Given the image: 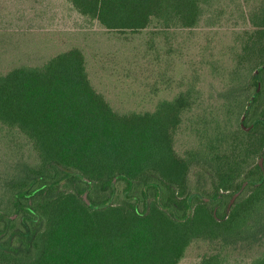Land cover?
<instances>
[{
  "label": "trees",
  "instance_id": "16d2710c",
  "mask_svg": "<svg viewBox=\"0 0 264 264\" xmlns=\"http://www.w3.org/2000/svg\"><path fill=\"white\" fill-rule=\"evenodd\" d=\"M70 1L107 30L156 25V34L173 37L174 28L199 25L209 0ZM261 11L258 41L246 45L262 58L257 84ZM193 103L188 91L153 111L117 112L93 85L80 47L0 74L1 139L3 127L16 129L36 152L35 164L19 163L0 178V264H178L199 238L221 243L201 264H228L223 251L238 244L261 246L249 264H264V169L251 165L255 154L264 158V113L244 121L250 130L216 124L205 149L183 156L174 133ZM197 162L212 172L207 193L190 185Z\"/></svg>",
  "mask_w": 264,
  "mask_h": 264
},
{
  "label": "rangeland",
  "instance_id": "374dc122",
  "mask_svg": "<svg viewBox=\"0 0 264 264\" xmlns=\"http://www.w3.org/2000/svg\"><path fill=\"white\" fill-rule=\"evenodd\" d=\"M263 4L264 0H209L198 26L174 28L169 37L156 34V25L139 33L107 30L78 12L70 0H0V74L80 47L93 85L117 112L153 111L160 100L190 91L193 107L174 133L175 150L184 156L189 150L205 149V137L219 126L231 133L250 130L244 121L250 124L264 113V81L254 80L262 58L257 49H246L250 40L258 41L255 21ZM258 92L255 107L247 113ZM3 132L0 178L12 176V167L19 163L36 162L26 136L6 126ZM261 161L264 169V158L255 154L251 165ZM211 173L203 162L194 163L189 174L193 190L211 191ZM122 187L120 182L118 193ZM220 244L195 239L178 264H201ZM261 249L229 245L223 256L228 264H249Z\"/></svg>",
  "mask_w": 264,
  "mask_h": 264
},
{
  "label": "water",
  "instance_id": "95a60500",
  "mask_svg": "<svg viewBox=\"0 0 264 264\" xmlns=\"http://www.w3.org/2000/svg\"><path fill=\"white\" fill-rule=\"evenodd\" d=\"M244 117H245V116H244ZM244 117H243V119H244ZM260 164H261V166H263L262 161L260 162ZM239 193H240V191L236 192V193L233 195V197H232V199H231V202H230V204H229V207L233 204V202H234L236 196L239 195ZM84 199H85L88 203H90V201H89V199H88L86 193L84 194ZM16 216H17V215H13L12 217L15 218Z\"/></svg>",
  "mask_w": 264,
  "mask_h": 264
}]
</instances>
